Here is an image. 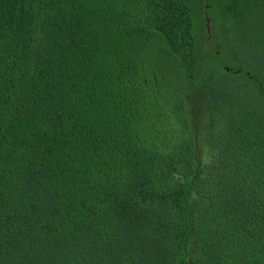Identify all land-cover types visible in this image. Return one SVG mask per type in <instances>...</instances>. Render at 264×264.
Returning a JSON list of instances; mask_svg holds the SVG:
<instances>
[{
  "label": "trees",
  "instance_id": "1",
  "mask_svg": "<svg viewBox=\"0 0 264 264\" xmlns=\"http://www.w3.org/2000/svg\"><path fill=\"white\" fill-rule=\"evenodd\" d=\"M0 264H264V0H0Z\"/></svg>",
  "mask_w": 264,
  "mask_h": 264
},
{
  "label": "rangeland",
  "instance_id": "2",
  "mask_svg": "<svg viewBox=\"0 0 264 264\" xmlns=\"http://www.w3.org/2000/svg\"><path fill=\"white\" fill-rule=\"evenodd\" d=\"M205 5H206V3L204 4L203 7H205ZM214 11H215V10H213V11L211 12V14H212ZM219 14L222 15V12H219V13H213V14H212V17H211V15H210L209 20H210V19H211V20H216V19H218V18H219V17H218ZM216 26H217V23L214 24V28H216ZM218 31H219L220 34H222V32H221L219 26H218ZM220 34H217V36H218V41H219V42H222V43L224 44L225 42H224V40H223V38H222V36H221ZM222 35H223V34H222Z\"/></svg>",
  "mask_w": 264,
  "mask_h": 264
},
{
  "label": "flooded vegetation",
  "instance_id": "3",
  "mask_svg": "<svg viewBox=\"0 0 264 264\" xmlns=\"http://www.w3.org/2000/svg\"><path fill=\"white\" fill-rule=\"evenodd\" d=\"M210 21H211V20H210ZM210 21H208V23H209ZM210 25H211V23L209 24V26H210ZM210 29H211V27H210ZM209 40H210V39H209ZM209 40H208V41H209ZM207 44H208V42H207Z\"/></svg>",
  "mask_w": 264,
  "mask_h": 264
},
{
  "label": "clouds",
  "instance_id": "4",
  "mask_svg": "<svg viewBox=\"0 0 264 264\" xmlns=\"http://www.w3.org/2000/svg\"><path fill=\"white\" fill-rule=\"evenodd\" d=\"M209 19H207V22H208ZM210 21V20H209ZM211 22V21H210ZM210 22L208 23V25L210 24Z\"/></svg>",
  "mask_w": 264,
  "mask_h": 264
},
{
  "label": "water",
  "instance_id": "5",
  "mask_svg": "<svg viewBox=\"0 0 264 264\" xmlns=\"http://www.w3.org/2000/svg\"><path fill=\"white\" fill-rule=\"evenodd\" d=\"M209 21V20H208Z\"/></svg>",
  "mask_w": 264,
  "mask_h": 264
}]
</instances>
